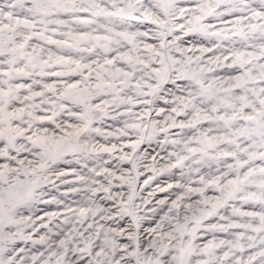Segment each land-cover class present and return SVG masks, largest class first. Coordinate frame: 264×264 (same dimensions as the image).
<instances>
[{"label":"snow or ice","instance_id":"1","mask_svg":"<svg viewBox=\"0 0 264 264\" xmlns=\"http://www.w3.org/2000/svg\"><path fill=\"white\" fill-rule=\"evenodd\" d=\"M193 34L213 46L181 47ZM165 92L163 126L152 122L147 134L145 118ZM110 112L139 122L115 133L94 127ZM157 128L192 131L185 154L169 153L175 163L160 170L188 167L181 176L189 178L175 185L183 192L168 213L145 228L136 203L141 145ZM94 133L118 144L97 148ZM99 152L119 167L91 169L103 182L91 179L89 205L37 216L38 204L62 203L45 200V186L69 183L53 166ZM213 162L223 170L193 186L191 172ZM58 215L66 228L53 236ZM0 264H264V0H0Z\"/></svg>","mask_w":264,"mask_h":264},{"label":"rangeland","instance_id":"2","mask_svg":"<svg viewBox=\"0 0 264 264\" xmlns=\"http://www.w3.org/2000/svg\"><path fill=\"white\" fill-rule=\"evenodd\" d=\"M141 30H145L144 26H140ZM134 30V29H133ZM151 42V41H150ZM213 41L210 40L207 37L201 36L199 34H193L189 36H184L182 39L181 47L184 49L188 48H200V47H212ZM236 47H239V45H236ZM224 49L218 50L215 54L219 55L220 51H223ZM189 55H193V53H188ZM195 55H199L198 52L195 53ZM213 55V53H207L205 55V59H207L208 56ZM230 70L227 69H217V75L224 76L226 75ZM50 82V81H49ZM167 89H171L173 92H175V88L169 84L166 86ZM163 99L156 100L155 103L152 105L153 112L152 116L145 118V123L149 125L148 127V133L152 134V128L151 123L155 121H159L160 125L163 126V120L164 116L167 115V111L169 110L171 106V97L167 95V92L163 93ZM165 100H168V103H165ZM142 106H137L133 108V112L137 115L140 114ZM160 109H164V115L157 116L156 112ZM118 112L123 113L125 109L123 107L117 109ZM115 113L110 112L109 116L106 117L103 121H98L94 124V127L101 128L102 132L104 133H115L118 129L123 128L125 121L128 123L132 122H139V121H133V119L127 115L117 116L115 119L112 118ZM177 121H183L185 120V117L179 116L176 117ZM192 131L185 129L181 131L179 128H171L169 129L168 133L165 134L163 132L159 131V128L156 129L155 134L153 135V138L149 140H145V143L141 145V153H147V158L143 161L142 166L140 167V175L139 180L137 182V200L136 203L140 205L142 212L141 215H146L148 219L144 222V227L148 228L149 226H155L156 223H159L160 219L165 216V214L168 213L169 208L172 207V202L177 199V196L181 195L183 192V189L176 187L175 185L177 183L184 184L185 187H187V181L188 176L182 177L181 171L184 173H189V168L184 167L182 170L180 168H174L171 171H160L162 169H166V166L168 164L175 163V158H169V153L173 152H181V149L183 147V140L187 139L192 135ZM132 139H135L136 136L133 133L131 135ZM173 140H180L181 143L179 145H173L171 141ZM167 141V142H166ZM92 142L96 145L97 148H100L101 146L108 145L110 146L113 143L118 144V140L115 136H109L105 137L104 135H97L93 134ZM127 151V149H126ZM181 154H185L181 152ZM116 155H119L117 153ZM87 156V159L85 158H74L72 156H68L65 158V162H60L57 165H54L53 167L56 168L59 171H64L68 173V175L65 177L67 181H69L68 184L61 183V181L57 180L56 185L58 187L54 186L53 184H47L45 186L44 191L48 195L44 197L45 200H50L52 197H56L58 200L62 201L60 204H38L36 206L35 212L37 216H43L45 212L51 213V212H57L58 214L63 213L68 216V212L66 211L67 208H73V209H79L82 207H87L89 205V196L91 193L87 191L88 184L91 183V179L95 178L97 180H100L103 182V177H97L95 174L91 171V169L95 168L97 171H102L104 167H109L110 170H114L119 167V165L116 163L115 159L113 157H109L107 153L99 152L94 153L92 155L85 154ZM156 157V164L155 167L157 169V172H153L151 170L153 166L152 157ZM71 160V161H70ZM105 161H110V164H106ZM187 163H191L190 161ZM84 164H87V167H84ZM193 169L196 167L195 165H192ZM220 167L223 170V165H216L214 162L206 165L201 166V172L200 174H197L194 170L191 172L190 178L192 181H195L196 183L193 186L198 187V180L199 175H209L212 173H215L216 168ZM125 168H127V165H125ZM78 173L85 177V181H78L76 176L72 173ZM52 179H55L54 176L51 177ZM148 180L149 183L145 185L144 181ZM168 185H173L172 188H168ZM160 187L153 195H144L146 193V188H152ZM71 188H76L79 191H70ZM160 189H167L166 191H160ZM122 190L127 193V188L124 189H118ZM208 195L211 197L213 195V192L209 190ZM193 199H197V197H193ZM144 201H150L147 205H145ZM159 201H165V203L161 204ZM189 201L185 200L184 203H188ZM244 210H253L250 206H244ZM255 210H259L258 208ZM221 213H223V210H221ZM184 213L181 211V217H183ZM73 219H75L73 217ZM64 216L58 215L57 218L53 221V223L49 226L52 229L51 235H55L58 231L57 226L59 225L61 229L66 228V226L63 224ZM219 218L214 217L211 219V223L218 222ZM222 222V221H220ZM45 223H47V220H45ZM37 226L39 227V221L37 222ZM47 232V229L41 228L39 235H44ZM39 235L34 236V239H39ZM219 239H228L230 238L225 233H217L216 234ZM206 239H211V234L206 237ZM24 244L21 243V247H23ZM29 248H32L33 250L39 249L40 251L45 250V246L42 245H32L29 243L27 245Z\"/></svg>","mask_w":264,"mask_h":264},{"label":"bare ground","instance_id":"3","mask_svg":"<svg viewBox=\"0 0 264 264\" xmlns=\"http://www.w3.org/2000/svg\"><path fill=\"white\" fill-rule=\"evenodd\" d=\"M71 161V160H70ZM160 187H155L153 186L152 188H146L145 191L146 193L144 195H148L150 193L154 194ZM69 215H72L71 213H68ZM65 215V214H64ZM63 215V216H64ZM208 237V236H207ZM206 238V237H205Z\"/></svg>","mask_w":264,"mask_h":264}]
</instances>
